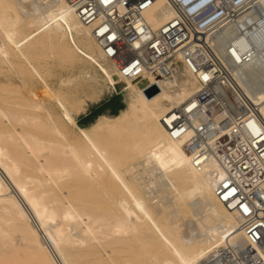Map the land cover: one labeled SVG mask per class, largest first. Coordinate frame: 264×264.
Instances as JSON below:
<instances>
[{
    "label": "bare ground",
    "instance_id": "6f19581e",
    "mask_svg": "<svg viewBox=\"0 0 264 264\" xmlns=\"http://www.w3.org/2000/svg\"><path fill=\"white\" fill-rule=\"evenodd\" d=\"M174 16L167 0L145 11L155 30ZM92 28L68 0H0V264H216L222 250L247 248L236 212L215 193L216 161L195 167L184 139L163 123L200 90L197 76L185 65L166 79L125 78ZM237 30L236 57L253 42L257 52L236 77L264 118V0L245 6L220 35ZM53 60L82 65L81 74L55 89ZM92 76L96 87L101 78L123 83L130 100L115 117L83 128L73 85ZM143 173L152 177L141 181ZM156 176L174 206L202 209L196 223L180 229L179 213L157 199ZM17 243L28 254L18 255Z\"/></svg>",
    "mask_w": 264,
    "mask_h": 264
},
{
    "label": "built area",
    "instance_id": "2783aa9c",
    "mask_svg": "<svg viewBox=\"0 0 264 264\" xmlns=\"http://www.w3.org/2000/svg\"><path fill=\"white\" fill-rule=\"evenodd\" d=\"M68 1L123 77L166 79L185 65L197 76L200 90L163 123L184 139L195 167L216 161L215 193L240 219L248 247L222 250L216 264H264V118L236 77L257 47L253 42L238 59L240 31L220 35L255 0H167L175 16L157 30L145 17L155 0Z\"/></svg>",
    "mask_w": 264,
    "mask_h": 264
},
{
    "label": "rangeland",
    "instance_id": "374dc122",
    "mask_svg": "<svg viewBox=\"0 0 264 264\" xmlns=\"http://www.w3.org/2000/svg\"><path fill=\"white\" fill-rule=\"evenodd\" d=\"M53 61L54 62L52 65L55 68L56 74L54 73V74L49 75V77H51V78H49L48 76L47 77L49 78L51 85L55 89L56 88L58 89V87L60 86V81H64V79L65 80L68 79V77L72 76L73 74H75V75L77 74V76H79V74H81L80 71H81L82 65H77V66H75V68L74 67L71 68V67L66 66L64 64H59V62L56 60H53ZM179 68H182V67L180 66ZM62 77H64V78L62 79ZM96 78H98V77H96ZM96 78L92 76L90 79H88L86 81H82V78L81 79L78 78L76 80V83L74 84L75 86L73 85L74 91L73 90L72 91L81 100V106H82L80 113L78 115H75V117H76V120L78 122V125L83 127V128L90 127V126L96 124L97 121L100 119V117L101 118H103V117H108V118L115 117L116 115L119 114L120 111L114 112L113 109L118 108L119 105H121V104L123 105V109L126 108L128 101L130 100V95L128 94L129 89H125L123 83L112 84L110 82L102 81V78H101L100 80L102 82V86L96 87V84H97ZM61 84H62V82H61ZM38 87H39V89H37V92H38V94L42 95L44 93L45 88L42 85H40ZM117 95L121 96V102H120L121 104L120 103H113L111 106L103 108L102 105L104 103H106L107 101H110V99H112L114 96H117ZM120 110H122V109H120ZM138 171L140 173H142L144 171L143 167L139 166ZM141 176H142L141 181H143L142 179L145 180V179H149L150 177H152L147 173H143V175H141ZM157 177L158 176H156V178ZM157 179H158V182L156 183L157 186L154 187L155 189L153 188L155 190L156 194L158 196H160V197H157V199L162 200V198H165L162 201H164L167 205L170 204V207H169V209L171 208L170 211L173 209L172 211H177V213H179V215H173L174 216L173 220H175L177 217L178 220H176V222H177V225L180 224L179 226H180L181 230L186 229L187 226L193 222L196 223V219L197 218L199 219L200 217H202L204 212H202L201 211L202 209L198 206L197 207L196 206L191 207V208L190 207L186 208V207H181V206L179 207L176 205L174 206L172 203L174 200H172L173 197H172L170 190L166 189L165 186L161 185V182H162L161 178L158 177ZM156 190L158 191V193ZM162 196H164V197H162ZM194 211H195V214L193 213ZM198 211H201V212L198 213ZM20 246L22 249L20 248ZM15 248H17L18 250ZM15 248H14V250H17V252H20V253H18V255L20 254V256H21V254L25 255V253L28 254V251H29L28 248H26L24 246L22 247V244L19 245L17 243ZM14 252H16V251H14ZM14 254L15 253H13V256H15ZM18 255H16L15 257H12L9 254V257L7 258V260H12V259L14 260L18 257L20 258V256H18ZM10 256L12 259H10ZM204 261H205V259H204ZM204 261H203V264L206 263Z\"/></svg>",
    "mask_w": 264,
    "mask_h": 264
},
{
    "label": "trees",
    "instance_id": "16d2710c",
    "mask_svg": "<svg viewBox=\"0 0 264 264\" xmlns=\"http://www.w3.org/2000/svg\"><path fill=\"white\" fill-rule=\"evenodd\" d=\"M121 102V96L120 95H117V96H114L112 99H110V101H107L106 103H104L102 106L103 108L104 107H108V106H111L113 103H120ZM121 104V103H120ZM120 109H123V105H119L118 108L116 109H113L114 112H118L120 111ZM100 115V114H99Z\"/></svg>",
    "mask_w": 264,
    "mask_h": 264
},
{
    "label": "water",
    "instance_id": "95a60500",
    "mask_svg": "<svg viewBox=\"0 0 264 264\" xmlns=\"http://www.w3.org/2000/svg\"><path fill=\"white\" fill-rule=\"evenodd\" d=\"M156 90H157V87L152 86V87H149L146 91L149 95H152L154 92H156Z\"/></svg>",
    "mask_w": 264,
    "mask_h": 264
}]
</instances>
